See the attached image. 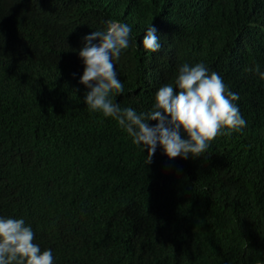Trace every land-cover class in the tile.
I'll return each instance as SVG.
<instances>
[{"label": "trees", "instance_id": "trees-1", "mask_svg": "<svg viewBox=\"0 0 264 264\" xmlns=\"http://www.w3.org/2000/svg\"><path fill=\"white\" fill-rule=\"evenodd\" d=\"M108 20L132 29L114 61L121 108L148 112L203 63L246 127L198 158L158 146L146 165L79 83L83 37ZM0 34V216L33 227L54 264H264V0H0Z\"/></svg>", "mask_w": 264, "mask_h": 264}, {"label": "clouds", "instance_id": "clouds-1", "mask_svg": "<svg viewBox=\"0 0 264 264\" xmlns=\"http://www.w3.org/2000/svg\"><path fill=\"white\" fill-rule=\"evenodd\" d=\"M131 32L127 24L108 20L104 30L83 37L85 43L78 55L84 71L79 83L88 89L87 108L115 120L134 145L147 151L146 165L152 162L158 146L170 160L198 158L218 136L246 127L235 103L239 95L230 91L223 78L210 72L203 63L182 64L174 83L157 90L148 112L121 108L113 99L114 94L124 92L114 61L119 60L122 50L129 48ZM142 46L153 53L160 50L155 27H147ZM256 71L264 80V72L258 65ZM150 121L156 123L152 125ZM41 247L45 245L38 240L35 229L26 226L23 219L0 216V264H54L52 251H41Z\"/></svg>", "mask_w": 264, "mask_h": 264}]
</instances>
